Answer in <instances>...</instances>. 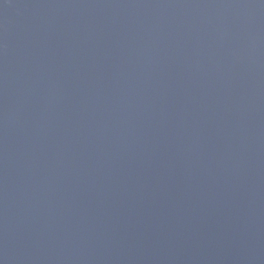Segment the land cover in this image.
Segmentation results:
<instances>
[{
  "label": "water",
  "instance_id": "1",
  "mask_svg": "<svg viewBox=\"0 0 264 264\" xmlns=\"http://www.w3.org/2000/svg\"><path fill=\"white\" fill-rule=\"evenodd\" d=\"M0 264H264V0H0Z\"/></svg>",
  "mask_w": 264,
  "mask_h": 264
}]
</instances>
